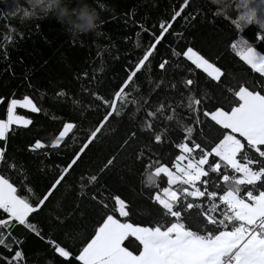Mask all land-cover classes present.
Instances as JSON below:
<instances>
[{
    "label": "trees",
    "instance_id": "trees-1",
    "mask_svg": "<svg viewBox=\"0 0 264 264\" xmlns=\"http://www.w3.org/2000/svg\"><path fill=\"white\" fill-rule=\"evenodd\" d=\"M83 2L98 14L97 25L90 31L75 30L58 13L49 10L51 14H46L39 4L31 9L29 0H0V119H5L12 99L28 96L40 108L39 112L16 108L17 115L32 123L26 127L10 126L6 138L0 140V148L5 150L0 175L9 179L17 194L27 197L32 204L55 183L87 143L90 132L111 111L90 93L111 100L154 42L152 34L159 35L161 22H171V28L126 89L129 102L116 105L119 115L109 117L42 210L30 215L29 222L44 239L18 223L11 227L7 242L11 243L14 237L19 243L12 244L11 253L0 246V258L10 259L15 250H21L24 256L21 264H67L46 241L54 240L78 255L102 223V217L108 214L122 223L140 226L174 222L151 199L155 192L168 186L166 176H152V181L148 177L158 165L172 167L180 154L176 145L184 142L185 127H192L191 139L210 151L223 138L224 130L205 121L203 111L221 106L230 110L228 102L234 97L225 89L237 91L245 86L251 90L255 86L260 91L264 81V76L238 55L249 45L264 55V40L257 38L264 34L260 25H244L237 30L231 23L243 11L239 7L241 0H189L183 11L184 0ZM65 3L69 9L83 6L81 0ZM23 10H34L36 15L22 21ZM176 11H181V15L172 21ZM240 40L247 44L233 49L231 44ZM188 47L222 70L221 82L212 81L182 55H173V51L181 53ZM163 60L169 61L165 70L159 68ZM187 79L195 81L190 88L184 84ZM189 96L202 100L201 123H195L196 112L188 107ZM161 105L164 111L156 112ZM148 112L156 115L148 117ZM169 115L172 120L167 118ZM66 122L74 123L75 129L58 147L52 148V141ZM147 123H151V130L146 128ZM155 134H162V142H155ZM36 140L44 147L32 150L30 146ZM141 153L143 158L139 159ZM113 158L114 163L105 168ZM238 159L244 163L240 156ZM228 174L233 173L228 170ZM93 175L97 176L94 182ZM216 180L214 174L210 175L209 190L223 194L222 187H214ZM245 190L241 186V194ZM116 196L126 202L127 217L115 211ZM100 201L108 207L103 208ZM188 202L203 205V211H209L210 202L206 198L189 197ZM197 212L198 209H193L190 215L185 213L183 220L194 231L202 223ZM0 218L7 219V214ZM0 231L7 233L8 229ZM138 244L132 236L122 242L123 247L135 254L139 253ZM0 264L5 262L0 259Z\"/></svg>",
    "mask_w": 264,
    "mask_h": 264
},
{
    "label": "snow or ice",
    "instance_id": "snow-or-ice-1",
    "mask_svg": "<svg viewBox=\"0 0 264 264\" xmlns=\"http://www.w3.org/2000/svg\"><path fill=\"white\" fill-rule=\"evenodd\" d=\"M29 2L31 9L39 4L48 15L55 12L62 16L67 11L62 0H29ZM188 3L189 0H184L181 11ZM239 7L243 11L231 20L235 29L241 30L244 25L258 24L264 30V0H241ZM75 10L83 11L87 21L91 22L92 17L87 14V10H81L79 7ZM181 11L175 12L172 21L181 15ZM35 15L34 10H23L22 21ZM35 27L38 29L39 24ZM170 28L171 22H161L159 35L152 34L154 42L135 64V70L128 74L127 79L113 94L111 100H105L98 94L90 93L95 100L105 104L111 111H108L100 125L90 132L87 143L83 144L80 151L75 154V158L62 170L59 178L42 198H38L37 202L32 204L27 197L17 194V188L9 179L0 175V210H2L0 216L7 214V219L0 218V229H8L7 233L0 231V246L11 253L12 244L19 243L14 237L11 243L7 242L11 237V227L16 223L44 239L36 226L29 222L30 215L42 210V206L52 195L53 190L61 184L66 174H70L69 170L101 132L109 117L119 115L116 105L129 102L126 89L131 86L137 72L146 66V62L149 61ZM257 38L264 40V34ZM246 44V41L240 40L233 42L231 47L238 49L240 45ZM173 55H182L212 81L221 82L224 75L222 70L192 47H188L181 53L173 51ZM238 55L255 72L264 76V55L259 54L250 45L239 51ZM168 63V60L161 61L159 68L165 70ZM184 84L190 88L195 81L187 79ZM225 91L234 97L228 102L230 110L226 111L225 106H221L215 107L214 110L205 109L202 113L205 121L214 122L224 130L223 138L219 139L209 151L191 139L194 129L185 127L184 142L176 145L180 154L173 160L172 167L158 165L148 177V180L152 181V176L158 177L161 174L166 176L168 186L155 192L151 199L161 212L171 217L174 222L166 225L140 226L122 223L115 215L108 214L102 217V223L95 228L91 239L79 250L78 255H74L54 240L49 239L46 243L53 246L55 253L64 258L67 264H73V261H79L81 264H264V190H258L264 188V94H262L264 81L260 91L255 90V86H252L251 90L249 87L240 86L237 91L232 89H225ZM188 102L189 109L196 112L195 123H201L199 106L202 100L189 96ZM147 103L148 101H145V104ZM17 105L30 108L33 112L40 111V108L28 96L23 97L22 100L12 99L8 103L7 118L0 119V140L6 138L10 126L26 127L32 123L31 120L15 114ZM163 111L164 105L156 110L160 113ZM155 115V112L147 113L148 117ZM167 118L173 119L171 115ZM75 127L76 125L72 122L64 123L62 130L52 141L51 147H58ZM146 128L151 130V123H147ZM132 135L135 136V133ZM238 136L240 138H237ZM154 140L157 143L162 142V134H155ZM125 143L128 142L125 141ZM43 147L44 144L40 140H36L35 144L30 146L32 150ZM249 153L252 156H249ZM4 155L5 150L0 148V161L3 160ZM238 156L244 160V163L240 162ZM210 157L215 160V163L210 162ZM138 158L142 159L143 153ZM113 163L114 158L109 159L105 168ZM228 170H231L233 174L229 175ZM212 174L217 178L214 187H222L223 194L217 190H209V177ZM96 179V175L91 177L93 182ZM173 185L177 186L176 189H173ZM241 186L246 188L243 194H241ZM27 191L31 193L32 190L28 188ZM189 197L206 198L210 202L209 211H203V205L198 206L188 202ZM114 200L115 211L121 217H127L126 202L119 196L114 197ZM217 200L220 203H216ZM99 203L105 209L108 207L102 201ZM193 209H198L197 215L202 222L201 227L196 231L183 222L185 213L190 215ZM209 213H215V215ZM209 228L213 230L209 231ZM129 236L135 237L139 242L138 254L122 246V242ZM0 259L5 264H14V262L21 264L24 256L21 250H15L10 259L8 257Z\"/></svg>",
    "mask_w": 264,
    "mask_h": 264
},
{
    "label": "clouds",
    "instance_id": "clouds-1",
    "mask_svg": "<svg viewBox=\"0 0 264 264\" xmlns=\"http://www.w3.org/2000/svg\"><path fill=\"white\" fill-rule=\"evenodd\" d=\"M66 12L62 14V19L66 20L70 26H72L77 31H90L94 29L97 25L98 14L92 8H90L86 3L81 0L82 7H79L81 10H87V14L92 17L91 22L87 21V18L83 11H76L75 9H69L68 3H65V0H62Z\"/></svg>",
    "mask_w": 264,
    "mask_h": 264
},
{
    "label": "crops",
    "instance_id": "crops-1",
    "mask_svg": "<svg viewBox=\"0 0 264 264\" xmlns=\"http://www.w3.org/2000/svg\"><path fill=\"white\" fill-rule=\"evenodd\" d=\"M245 48H246V47H245ZM245 48H244V49H245ZM256 51H257L259 54H261L258 50H256ZM261 55H263V54H261ZM249 66H250V65H249ZM20 107H21V106H20ZM23 108L31 110L30 108H26V107H23ZM14 112H15V110H14ZM6 118H7V114H6ZM6 118H5V119H6ZM26 119H27V118H26ZM134 238H135V237H134ZM141 247H142V246H141ZM134 254H135V253H134Z\"/></svg>",
    "mask_w": 264,
    "mask_h": 264
},
{
    "label": "rangeland",
    "instance_id": "rangeland-1",
    "mask_svg": "<svg viewBox=\"0 0 264 264\" xmlns=\"http://www.w3.org/2000/svg\"><path fill=\"white\" fill-rule=\"evenodd\" d=\"M22 100V99H21ZM17 107H20V105H17ZM16 107V108H17ZM16 108H15V110H16ZM20 108H23V107H20ZM24 109V108H23ZM16 114V113H15ZM17 115V114H16ZM19 116V115H18ZM6 118V117H5ZM197 158V157H196ZM198 159V158H197Z\"/></svg>",
    "mask_w": 264,
    "mask_h": 264
}]
</instances>
